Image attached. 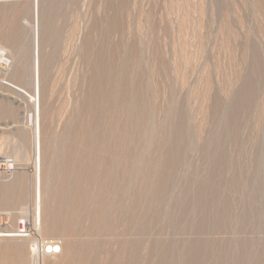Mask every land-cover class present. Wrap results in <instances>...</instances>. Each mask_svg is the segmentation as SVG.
<instances>
[{"label": "rangeland", "instance_id": "374dc122", "mask_svg": "<svg viewBox=\"0 0 264 264\" xmlns=\"http://www.w3.org/2000/svg\"><path fill=\"white\" fill-rule=\"evenodd\" d=\"M39 4L37 17L34 0H0V47L6 48V54L0 56V159H4L0 160V230L18 232L25 224L30 234L0 237V259L20 253V264H36L33 239L41 243L51 238L61 243L62 250L57 255L38 253V264H72L77 256L75 243L85 238L76 235V222L68 219L67 213L74 207L72 197L79 194V206L85 190L93 194L100 190L91 187L86 176L83 179L85 173H78L77 169L72 171L73 175L68 170L56 175L57 165L63 159L74 161L65 152L73 139L75 147L82 150L80 137L85 133L91 134V140L102 138L103 133H112L111 140H116L120 133H129L135 141L139 135H147V157L151 154L152 162L149 164L148 158L144 160L137 152L143 160L137 159L141 165H134L139 169L135 167L133 177L125 185L128 191L139 190L143 181L138 174L148 168L152 172L150 178L153 177L149 178V187L154 185L158 196L156 191L149 195L151 204L145 198L127 197L117 209L110 201L108 208L112 206L110 211L117 217L116 226L112 224L116 231H128L127 235H134L133 238L144 234L139 264H147V256L156 245L170 246L182 253L194 241L205 246L200 252L205 264H256L264 260V0H40ZM38 24L43 60V200L53 204L54 211L64 219L59 217L61 225L57 229L46 228L48 215L44 212L41 232L36 230L31 214L37 140L34 122L29 118L34 102L27 95L34 90L33 47ZM7 80L20 85L25 94L12 88ZM113 85L119 90L114 99L109 97ZM119 100L122 105L128 101L130 107L138 110L136 114L129 113L135 114L133 120ZM162 149L166 156L160 154ZM124 160L130 167L133 165ZM160 174L167 180L166 189L159 185L157 188L159 178L155 176ZM65 175L74 184L68 183ZM121 176L117 175L119 179ZM93 202L88 203L90 209L95 206ZM24 208L28 214H24ZM87 220L85 226L90 224ZM135 220L139 226H133ZM15 243L17 251L4 252V245Z\"/></svg>", "mask_w": 264, "mask_h": 264}, {"label": "bare ground", "instance_id": "6f19581e", "mask_svg": "<svg viewBox=\"0 0 264 264\" xmlns=\"http://www.w3.org/2000/svg\"><path fill=\"white\" fill-rule=\"evenodd\" d=\"M39 1L40 0H34V14L35 16L37 15V17L39 16ZM52 6V5H51ZM58 10V9H57ZM57 12V11H56ZM40 17V16H39ZM56 18V17H55ZM39 21V20H38ZM38 28H37V33L35 32L36 36H35V45H34V75H33V85H34V90H33V93H29L27 95H30V101L31 102H34V109L32 110L33 112L30 113L29 115V118L34 122V126H35V137H36V140H37V146H35L36 148V175H35V202H34V205H33V209H32V216H33V222H34V225H35V228L36 230H38L39 232H41L44 228H43V225H42V217L43 216V213L45 212L46 215H48V224L46 226V228H56L59 227V217H61L62 215L59 214V213H56L54 210V207L50 204V203H46L44 202L43 200V192H42V168H43V148H42V126H41V123H42V108H41V73L43 72V68H42V65H41V62L43 61L41 59V43H40V32H39V27H40V24H38ZM37 27V26H36ZM49 35V34H48ZM60 37V35H59ZM54 41V40H53ZM48 43V42H47ZM53 43V42H52ZM54 47V46H53ZM102 50V49H101ZM105 51V50H104ZM102 52V51H101ZM115 52V51H114ZM6 54V48L5 47H0V56L2 55H5ZM47 55V54H46ZM105 55V54H104ZM7 56V55H6ZM107 56V55H106ZM109 56V54H108ZM3 57V56H2ZM48 57V56H47ZM1 58V57H0ZM43 58V56H42ZM105 58V57H104ZM119 58V57H118ZM4 60H7V58H3ZM9 59V58H8ZM97 59V58H96ZM120 59V58H119ZM123 59V58H122ZM42 60V61H41ZM9 61V60H8ZM119 61V60H118ZM5 63V62H4ZM8 64V62H6ZM25 63V62H24ZM29 63V62H28ZM27 63V64H28ZM43 63V62H42ZM122 63V62H121ZM26 64V65H27ZM100 65V64H99ZM108 65V64H107ZM28 67V66H27ZM33 67V65H32ZM122 67V65H121ZM42 68V70H41ZM113 68V67H112ZM130 68V67H129ZM116 70V69H115ZM122 70V69H121ZM141 70V68H140ZM17 71V70H16ZM99 71V70H98ZM127 71V70H126ZM47 72V71H46ZM122 72V71H121ZM136 72V71H134ZM18 73V72H17ZM16 73V74H17ZM140 73V72H139ZM142 73V72H141ZM146 73V72H145ZM101 74V73H100ZM128 74V73H126ZM99 75V74H98ZM133 75V74H132ZM138 75V74H137ZM43 76V75H42ZM106 76V75H105ZM104 76V77H105ZM124 76V75H123ZM135 76V75H134ZM103 77V78H104ZM117 77V76H116ZM130 77H131V74H130ZM141 77V75H140ZM100 78V76H99ZM102 78V79H103ZM129 78V77H128ZM101 79V78H100ZM139 79V78H138ZM143 80V79H142ZM99 81V80H98ZM101 82V81H100ZM103 82V81H102ZM113 82V81H112ZM150 82V81H149ZM7 83H9V85L12 86V88H14L15 90H17L18 92H22L24 93V89L19 85H15V84H12L10 82H8L7 80ZM90 83V82H89ZM98 83V82H97ZM17 84V83H16ZM114 84H115V80H114ZM116 84H117V81H116ZM147 84V83H146ZM103 87V85H101ZM115 86V85H113ZM111 88L110 92H109V97L114 99V97L116 96L115 93L119 90L116 91V86L115 88ZM126 86V84H125ZM143 86V85H142ZM99 88V87H98ZM137 88V87H136ZM102 89V88H101ZM118 89V88H117ZM129 89V88H128ZM101 91V90H100ZM127 90H125L126 92ZM135 91H138V90H135ZM142 91V90H141ZM26 92V91H25ZM124 92V93H125ZM16 93V92H15ZM98 92L95 93V95L97 94ZM102 93V92H101ZM100 93V94H101ZM106 93V92H105ZM118 93V92H117ZM25 94V93H24ZM99 94V95H100ZM123 94V93H121ZM152 94V93H150ZM22 95V94H21ZM94 95V96H95ZM98 95V96H99ZM127 94H125L126 96ZM135 95V94H133ZM132 95V96H133ZM156 95V94H155ZM120 96V95H119ZM145 96V95H144ZM102 97V96H101ZM235 97V96H234ZM233 97V98H234ZM107 100H108V97H106ZM109 98V99H110ZM118 98V97H117ZM134 98V97H133ZM24 100V99H23ZM105 100V99H104ZM122 100V98H121ZM125 100V99H124ZM123 100V101H124ZM145 100V99H144ZM29 101V103H30ZM117 101V100H116ZM120 101V100H119ZM122 101V102H123ZM132 101V100H131ZM152 101V100H151ZM23 102V101H22ZM109 102V101H108ZM112 102V100H111ZM125 102V101H124ZM123 102V110L128 112V116H129V113H133L135 111H138L135 107H130L129 104H127L126 101L125 103ZM138 102V101H137ZM28 103V101H27ZM116 104V102H114ZM136 103V102H135ZM12 104V103H11ZM137 104V103H136ZM32 105V104H31ZM111 105V104H110ZM114 105V104H113ZM7 107V106H6ZM15 107V106H14ZM26 107V106H25ZM109 107V106H108ZM115 107V106H114ZM119 108V106H117ZM121 107V108H122ZM170 107V106H169ZM10 108V107H9ZM107 108V107H106ZM117 108V109H118ZM148 108V107H147ZM11 109V108H10ZM146 109V108H145ZM163 109V108H162ZM12 110V109H11ZM14 110V109H13ZM168 110V109H167ZM24 111V110H22ZM169 111V110H168ZM186 111V110H185ZM10 112V111H9ZM16 112V111H15ZM102 112V111H101ZM121 112V111H120ZM141 112V111H140ZM139 112V113H140ZM145 112V111H144ZM147 112V111H146ZM26 113V112H25ZM85 113V112H84ZM83 113V114H84ZM114 113V112H112ZM116 113V112H115ZM161 113V111H160ZM14 114V113H13ZM106 114V113H105ZM119 114V113H117ZM124 114V113H123ZM136 114V112H135ZM135 114L133 116H135ZM138 114V113H137ZM130 115L129 116V119L130 120H133V116ZM143 115V114H142ZM147 116V113L145 114ZM154 115V114H153ZM85 116V115H84ZM126 116V115H125ZM139 116V115H138ZM169 116V115H168ZM184 116V115H183ZM24 117V116H23ZM101 117V116H100ZM105 117V116H103ZM142 117V116H141ZM140 117V119H141ZM163 117V116H162ZM188 117V115H187ZM127 118V117H126ZM147 118V117H146ZM82 119V118H81ZM94 119V118H93ZM115 119V118H114ZM129 119H127L128 121H130ZM161 119V118H160ZM190 119V118H189ZM28 120V119H27ZM83 120V119H82ZM105 120V119H104ZM118 120V119H117ZM136 120V119H134ZM139 120V119H138ZM143 120V119H142ZM147 120V119H146ZM149 120V119H148ZM147 120V121H148ZM21 121V120H20ZM31 121V122H32ZM137 121V120H136ZM101 122V120L99 121ZM103 122V121H102ZM131 122V121H130ZM146 122V121H145ZM189 122V121H188ZM20 123V122H19ZM79 123V122H78ZM128 123V122H126ZM135 123V122H134ZM139 123V122H138ZM226 123V122H225ZM21 124V123H20ZM73 124V123H72ZM71 124V125H72ZM94 124V123H92ZM114 124V123H113ZM124 124V123H123ZM132 124H133V121H132ZM144 124V123H143ZM166 124V123H165ZM227 124V123H226ZM225 124V125H226ZM106 125V124H105ZM147 125V124H146ZM157 125V124H156ZM187 125V124H186ZM191 125V123H190ZM104 126V125H103ZM107 126V125H106ZM113 126V125H112ZM118 126V125H117ZM134 126V125H133ZM137 126V125H136ZM148 126V125H147ZM158 126V125H157ZM189 126V125H188ZM69 127V126H68ZM72 127V126H71ZM81 127V126H80ZM84 127V126H83ZM102 127V126H101ZM129 127V126H128ZM143 127V126H142ZM151 127V126H150ZM149 127V128H150ZM75 128V127H74ZM96 128V127H95ZM145 128V127H144ZM147 128V127H146ZM188 128V127H186ZM107 129V128H106ZM122 129V128H121ZM132 129V128H131ZM134 129V128H133ZM141 129V128H140ZM161 129V128H160ZM24 130V129H23ZM68 130V129H67ZM103 130V129H102ZM114 130V129H113ZM148 130V129H147ZM83 131V130H82ZM124 131V130H123ZM149 131V130H148ZM125 132V131H124ZM139 132V131H138ZM193 132V131H192ZM110 136H105L104 133H103V137L101 138H98L97 136V140H91V134L90 133H85L83 134L81 137H80V144H83V146H80V147H83L82 150H79L77 149V147H75V143H74V139L73 141L69 144V151L65 152V153H68L67 154V157H72L74 158V161L71 159H67L69 161H66V159H63L64 162L63 163H59L57 165V169H59V171L57 170L56 171V175L57 173H59V175L62 173H64V171H71V175H73L74 173L72 171H75L76 169V172H83L85 173L83 175V179L85 178L84 176H86L88 182L90 183L91 187L93 186L94 188H98L100 191H99V194H98V191L97 193L95 192L94 194L92 192H89L88 190L86 191H82L83 194L80 195L82 196V200H80V205L77 206V196H79V194L74 197H72V206H74L69 212L67 213L68 215V219H70L72 222H76V225L77 227H75V233L78 237H82V236H85V238L81 239L80 240H77L76 243H75V253L77 254L76 256V260L72 263V264H139V261H140V258H141V249H140V245L142 244V240H143V235H142V232L141 234H139V236L137 238H133V236L131 235H127V233H120L118 231H116L114 229V227L112 228V224H117V217L113 216L114 214H112L113 210L110 211L111 207L110 206V209L108 208V206L110 205L109 202L110 201H113V203H115V207L116 209L118 207H121L120 205L122 204V200L123 199H127V197H131V199H137V200H140V199H144L145 198V201L148 200L149 195H151L154 191H156V189L153 191V187L154 185H152L151 187H149V180L152 179L150 178L151 175H152V172L150 173V171H147V169L143 172H141L140 170V173L141 175L138 174V176H142L140 177L142 179L143 182H141L142 185H140L139 187V190H133V191H128V186L125 185V182L127 180H130L131 177H133V174H134V171H135V167L134 165L137 164V159H142L144 158V160H146L147 158V162L150 164L151 161V157L149 155V157H147L148 155V146L150 147V140L147 138V135L146 134H142V135H136L138 136V140L135 141L134 140V137L126 134V133H120L119 135L120 136H117V139L116 140H111V138L113 137L112 133H109ZM66 135V134H65ZM102 135V134H101ZM108 135V134H107ZM151 135V134H150ZM52 136V135H51ZM201 136V135H199ZM198 136V137H199ZM239 136V135H238ZM68 137V136H67ZM95 137V138H96ZM116 137V136H115ZM195 137V136H194ZM212 137V135H211ZM220 137V136H219ZM264 137V136H263ZM50 138V136H49ZM114 138V137H113ZM146 138L148 140H146ZM47 139V138H46ZM182 139V137H181ZM254 139V138H253ZM49 140V139H47ZM55 140V139H54ZM166 140V139H165ZM175 140V139H174ZM192 140V139H191ZM199 140V139H198ZM213 140V139H212ZM211 140V141H212ZM159 141V140H158ZM161 141V140H160ZM188 141V140H187ZM196 141V140H195ZM262 141V139H261ZM61 142V140H60ZM76 142H79V141H76ZM180 142V141H179ZM205 142V140H204ZM219 142V141H218ZM255 142V141H253ZM46 143V142H45ZM44 143V145H45ZM55 143V142H54ZM152 143V142H151ZM189 143V142H188ZM209 143H211L209 141ZM50 144V142H49ZM77 144V143H76ZM179 144V143H178ZM54 145V144H53ZM56 145V144H55ZM62 145V144H61ZM85 145V146H84ZM180 145V144H179ZM188 145V144H187ZM196 145V144H195ZM204 145V144H203ZM246 145V144H245ZM263 145V144H262ZM50 145H48L49 147ZM58 146V145H57ZM56 146V147H57ZM66 146V145H65ZM77 146V145H76ZM190 146V145H189ZM211 146V145H210ZM221 146V145H220ZM55 147V148H56ZM68 147V145H67ZM140 147V148H139ZM199 147V146H198ZM219 147V146H218ZM241 147V146H240ZM252 147V146H251ZM47 148V146H46ZM45 148V149H46ZM51 148V147H50ZM54 148V147H53ZM59 148V147H58ZM208 148V146H207ZM198 149V148H197ZM68 150V149H66ZM178 150V148H177ZM264 150V149H263ZM56 151V150H55ZM54 151V152H55ZM163 149L161 150L160 154L163 153L162 155H164L165 152H162ZM261 151V150H260ZM53 152V153H54ZM136 152V153H135ZM141 153L140 155H142L143 158H139V156L137 157V154L138 153ZM198 152V151H197ZM204 152V151H203ZM218 152V150H217ZM105 153V154H104ZM217 154V153H216ZM220 154V153H219ZM139 155V154H138ZM167 154H165L164 156H166ZM206 155V154H205ZM245 155V154H244ZM64 156V155H63ZM74 156V157H73ZM155 156V154H154ZM161 156V155H159ZM159 156L158 159H159ZM185 156V155H184ZM262 156V155H261ZM263 157V156H262ZM153 158V157H152ZM156 158V157H155ZM161 158V157H160ZM165 158V157H164ZM212 158V157H211ZM124 159L126 160H130L131 162V167L130 165H127L125 164V161ZM162 159V158H161ZM219 159V158H218ZM232 159V158H231ZM1 161H3L2 159H0ZM62 160V159H61ZM122 160H124L125 162H122ZM166 160V159H165ZM170 160V158L168 159ZM167 160V162H168ZM204 160V159H203ZM53 161V160H52ZM58 161V160H57ZM173 161V160H172ZM254 161V160H253ZM143 162V161H142ZM147 162H145V164L148 166ZM161 162V160H160ZM175 162V161H174ZM180 162V161H179ZM208 162V161H207ZM262 162V161H261ZM8 163V161H7ZM125 164V165H122V164ZM129 163V164H130ZM144 163V162H143ZM153 163H156V162H153ZM158 163V161H157ZM156 163V164H157ZM162 163V162H161ZM173 163V162H172ZM223 163V162H222ZM250 163V162H249ZM50 164V163H49ZM53 164V163H52ZM103 164L105 167H108L110 166V168H105L103 169V167H101ZM138 164H140L138 162ZM206 164V163H205ZM208 164V163H207ZM8 165V164H7ZM141 165V164H140ZM159 165V164H158ZM233 165V163H232ZM9 166V165H8ZM123 166V167H122ZM138 166V165H137ZM180 166V165H179ZM229 166V165H228ZM261 166V165H260ZM100 167V168H99ZM112 167V168H111ZM115 167V168H114ZM117 167V169H116ZM151 167V166H149ZM239 167V165H238ZM102 168V169H101ZM137 169H139L138 167H136ZM153 168H154V165H153ZM225 168V166H224ZM234 168V167H233ZM13 169V168H12ZM49 169V168H48ZM122 169V170H121ZM141 169H142V166H141ZM163 169V168H162ZM174 169V168H173ZM244 169V168H242ZM121 170V171H120ZM149 170V169H148ZM154 170V169H153ZM115 171L116 173L114 174ZM163 171V170H162ZM201 171V170H200ZM209 171V170H208ZM212 171V170H211ZM240 171V170H239ZM139 172V171H138ZM155 172H156V169H155ZM160 172V171H159ZM198 172V170H197ZM204 172V171H203ZM250 172V171H248ZM154 173V171H153ZM177 173V172H176ZM180 173V172H179ZM199 173V172H198ZM218 173V172H217ZM121 174L122 178L119 179V177H117V175ZM137 174V172L135 173ZM157 174V173H156ZM162 174V172H161ZM160 174V176H155V178L157 179V177L159 178V182L157 185V188H158V185L159 187L165 188V185H166V178L165 177H162V175ZM178 174V173H177ZM196 174V173H195ZM202 174V173H201ZM249 174V173H248ZM172 175V174H171ZM205 175V174H204ZM218 175V174H217ZM224 175V174H223ZM247 175V174H245ZM263 175V174H262ZM66 178L68 175H65ZM76 176V175H75ZM166 176V175H165ZM19 177V176H18ZM52 177V176H51ZM60 177V176H58ZM137 177V175L135 176V178ZM167 177V176H166ZM174 177V176H173ZM248 177V175H247ZM55 178V177H54ZM62 178V176H61ZM150 178V179H149ZM196 178V177H195ZM68 179V178H67ZM77 179V178H76ZM133 179V178H132ZM131 179V180H132ZM174 179V178H172ZM247 179V178H246ZM63 180V179H62ZM66 180V179H65ZM135 180V179H134ZM199 180V178L197 179V181ZM205 180V179H204ZM217 180V179H216ZM69 181V179L67 180V182ZM77 181V180H76ZM79 181V180H78ZM152 181V180H151ZM154 182L156 180H153ZM175 181V180H174ZM44 182V181H43ZM58 182V181H57ZM138 182V181H137ZM157 182V181H156ZM176 182V181H175ZM221 182V181H220ZM226 182V181H225ZM252 182V181H251ZM254 182V181H253ZM63 183V182H62ZM68 183H72V180ZM67 183V185H69ZM77 183V182H75ZM128 184H130V182H127ZM140 183V182H139ZM151 183V182H150ZM173 183V182H172ZM178 183V182H177ZM197 183V182H196ZM219 183V182H218ZM242 183V182H241ZM18 184V183H17ZM61 184V183H60ZM74 184V182L72 183ZM71 184V185H72ZM153 184V183H152ZM204 184V183H203ZM253 184V183H252ZM11 185V184H10ZM63 185V184H62ZM69 185V186H71ZM88 185V186H90ZM131 185L132 184V181H131ZM161 185V186H160ZM233 185V184H232ZM242 185V184H241ZM4 186V185H3ZM55 186V185H54ZM84 186V185H82ZM137 186V185H136ZM186 186V185H185ZM236 186V185H235ZM56 190H57V184H56ZM62 187V186H61ZM89 187V188H91ZM155 187V186H154ZM167 187V186H166ZM175 187V186H174ZM201 187V186H200ZM233 187V186H232ZM246 187H247V184H246ZM71 188V187H69ZM223 188V187H221ZM235 188V187H234ZM252 188V187H251ZM264 188V187H263ZM8 189V188H7ZM160 189V188H159ZM163 189V191H164ZM176 189V187H175ZM224 189V188H223ZM226 189V188H225ZM255 189V188H254ZM132 190V189H130ZM158 190V189H157ZM172 190V189H171ZM174 190V188H173ZM263 190V189H262ZM11 191V190H10ZM51 191V190H50ZM67 191V190H66ZM76 191V190H75ZM94 191V189H93ZM96 191V190H95ZM160 191V190H159ZM162 191V190H161ZM160 191V192H161ZM210 191V190H209ZM241 191V190H240ZM54 192V193H55ZM70 192V191H69ZM158 191H156L157 193ZM159 192V193H160ZM172 192V191H171ZM194 192V191H193ZM204 192V191H203ZM211 192V191H210ZM224 192V191H223ZM229 192V191H228ZM62 193V192H61ZM163 192H161V195H162ZM188 193V192H186ZM205 193V192H204ZM234 193V191H233ZM243 193H245L243 191ZM263 193V192H262ZM261 193V194H262ZM5 194V193H4ZM45 194V193H44ZM67 194V193H66ZM70 194V193H69ZM80 194H81V191H80ZM242 194V193H241ZM247 194V193H246ZM54 195V194H53ZM74 195V194H73ZM164 195V193H163ZM178 195V194H177ZM180 195V194H179ZM243 195V194H242ZM252 195V194H251ZM157 196H158V193H157ZM170 196V195H169ZM195 196V194H194ZM262 196V195H261ZM263 196H264V193H263ZM6 197V196H5ZM54 197V196H53ZM154 197V195H153ZM160 197V195H159ZM158 197V198H159ZM162 197V196H161ZM183 197V196H182ZM245 197V196H244ZM249 197V196H248ZM234 198V197H233ZM236 198V197H235ZM61 199V198H60ZM135 199V200H136ZM154 199V198H153ZM152 199V200H153ZM182 199V198H181ZM202 199V198H201ZM222 199V198H221ZM156 200V198H155ZM195 200V199H194ZM200 200V199H199ZM227 200V199H226ZM259 200V199H258ZM75 201V202H73ZM89 201L93 202V204H95L94 207H92L91 209L89 208L90 206H88V203ZM124 201V200H123ZM130 201V200H129ZM144 200H142V206L144 205L145 203ZM168 201H169V198H168ZM233 201V200H232ZM260 201V200H259ZM258 201V202H259ZM132 202V201H131ZM136 202V201H135ZM139 202V201H138ZM148 202H150L148 200ZM172 202V201H171ZM243 202H244V198H243ZM79 203V202H78ZM111 203V202H110ZM147 203V202H146ZM156 203V201H155ZM241 203V202H240ZM64 204V203H63ZM66 204V203H65ZM92 204V203H91ZM133 204V203H132ZM141 204V203H140ZM151 204V202H150ZM69 205V204H68ZM112 205V204H111ZM139 205V203H138ZM146 205V204H145ZM160 205V204H159ZM195 205V204H194ZM219 205V204H218ZM232 205V204H231ZM244 205V204H242ZM71 206V205H70ZM77 206V207H76ZM92 206V205H91ZM129 206V205H128ZM130 206H131V203H130ZM133 206V205H132ZM141 206V207H142ZM236 206V205H235ZM114 207V208H115ZM137 206H135L136 208ZM139 207V206H138ZM147 207V205H146ZM146 207H143V209L145 208L146 210ZM182 207V206H181ZM201 207V206H200ZM237 207H238V204H237ZM66 208V206H65ZM70 208V207H69ZM107 208L109 209V211L107 210ZM132 208V207H130ZM134 208V209H135ZM150 208V206H149ZM233 208V207H232ZM250 208V207H249ZM262 208V207H260ZM259 208V209H260ZM264 208V207H263ZM121 209V208H120ZM119 209V211H120ZM137 209V208H136ZM142 209V208H141ZM192 209V208H191ZM204 209V208H203ZM27 208H24V214L27 213ZM150 209H148L149 211ZM237 210H239L237 208ZM125 211V209H124ZM123 211V212H124ZM130 211V209H129ZM132 211V210H131ZM195 211V210H194ZM226 211V210H225ZM233 211V210H232ZM259 211V210H258ZM262 211V210H261ZM117 211L115 210V213ZM134 212V210H133ZM136 212V211H135ZM141 212V210H140ZM139 212V213H140ZM142 212H146L144 210H142ZM168 212V211H167ZM237 212V211H236ZM61 213V212H60ZM128 213V212H127ZM148 213V212H147ZM166 213V212H164ZM191 213V211H190ZM28 214V213H27ZM120 214V213H119ZM123 214V213H122ZM143 215V213H141ZM141 214H140V217H141ZM238 214V213H237ZM241 215V213H239ZM117 215V214H115ZM169 215V214H168ZM178 215V214H177ZM235 215V214H234ZM65 217H67L66 215H64ZM133 216V215H132ZM136 216V215H135ZM134 216V217H135ZM138 216V215H137ZM147 216V215H146ZM224 216V213L222 214V217ZM237 216V215H236ZM46 217V216H45ZM122 217V216H121ZM143 219L145 218V216H142ZM176 217V216H175ZM197 217V216H196ZM199 217V216H198ZM263 217V216H262ZM85 218H87L89 220V225H84V220ZM124 218V216H123ZM153 218V217H152ZM62 219H63V216H62ZM66 219V218H65ZM120 219V218H119ZM122 219V218H121ZM127 219V218H126ZM125 219V220H126ZM130 219V217H129ZM139 219V218H138ZM143 219L141 220L143 222ZM146 219V218H145ZM144 219V220H145ZM174 219V218H173ZM188 219V218H187ZM234 219V218H233ZM22 220V219H21ZM20 220V222H22ZM24 220V219H23ZM64 220V219H63ZM69 220V221H70ZM87 220V222H88ZM131 220H132V217H131ZM147 220V219H146ZM177 220V219H176ZM230 220V219H229ZM232 220V218H231ZM236 220V219H235ZM39 221V222H38ZM66 221V220H65ZM70 221V223H71ZM130 221V220H129ZM134 221V220H133ZM180 221V220H179ZM189 221V220H188ZM238 221H239V217H238ZM58 222V223H57ZM61 222V221H60ZM120 222V220H119ZM123 222V221H121ZM128 222V221H127ZM132 222V221H131ZM140 222V221H139ZM141 222V223H142ZM146 222V221H145ZM185 222V221H184ZM225 222V221H224ZM228 222V221H227ZM237 222V221H236ZM242 222V221H241ZM39 223V224H38ZM64 223V222H63ZM62 223V224H63ZM134 223V224H133ZM133 226L134 225H138L137 224V221L135 220V222H133ZM136 223V224H135ZM147 223V222H146ZM65 224V223H64ZM123 224V223H122ZM149 224V223H147ZM189 224V223H188ZM232 224V222H231ZM229 224V225H231ZM237 225V223H235ZM250 224V222H249ZM248 224V225H249ZM61 225V224H60ZM74 225V226H76ZM124 225L125 222H124ZM145 225V224H144ZM228 225V224H227ZM63 226V225H62ZM73 226V228H74ZM116 226V225H114ZM118 226V225H117ZM122 226V225H121ZM131 226V225H130ZM133 226H132V229H133ZM139 226V225H138ZM142 227V225H140ZM181 226V225H180ZM232 226V225H231ZM230 226V227H231ZM137 227V226H136ZM140 227V228H141ZM152 227V226H151ZM165 227V226H164ZM226 227V226H225ZM112 228V229H111ZM117 228V227H115ZM124 228V226H123ZM145 228V227H143ZM182 228V227H181ZM227 228V227H226ZM51 229V230H52ZM114 229V230H113ZM137 229V228H136ZM177 228H175L176 230ZM214 229V228H213ZM232 229V228H231ZM236 229V227H235ZM248 229V227H247ZM140 230V229H139ZM138 230V231H139ZM202 230V229H201ZM228 230V229H227ZM246 230V229H245ZM74 231V229H73ZM122 231V230H121ZM137 231V230H136ZM141 231V230H140ZM193 231V230H192ZM221 231V230H220ZM233 231V230H232ZM231 231V232H232ZM236 231V230H235ZM69 232V231H68ZM132 232V230H131ZM188 232V231H187ZM203 232V231H202ZM208 232V231H207ZM135 233V232H134ZM145 233V232H143ZM233 233V232H232ZM237 233V232H236ZM131 234V233H130ZM138 234V232H137ZM185 234V233H184ZM235 234V233H233ZM190 235V234H189ZM212 235V234H211ZM210 235V236H211ZM228 235V234H227ZM255 235V234H254ZM15 236H20L19 234V230L18 232H13L12 230H0V237H15ZM154 236V235H153ZM186 236V235H185ZM203 236V235H202ZM206 236V235H205ZM208 236V234H207ZM230 236V235H229ZM174 237V236H173ZM233 237V236H232ZM231 237V238H232ZM146 238V237H145ZM187 238V237H186ZM220 238H221V235H220ZM33 239V238H32ZM51 239V238H50ZM43 240L41 243L37 240H34V244H33V254H34V259H35V263L38 264V251H40V248H42L44 250V252H48L51 247L53 246V243L55 242V240ZM79 239V238H78ZM183 239V238H181ZM188 239V238H187ZM195 240V239H194ZM228 240V239H227ZM236 240V239H235ZM259 240V239H258ZM208 241V240H207ZM206 241V242H207ZM216 241V240H215ZM230 241V240H229ZM159 242V241H158ZM167 242V241H166ZM176 242V241H175ZM174 242V244H176ZM183 242V241H182ZM214 242V241H213ZM219 242V241H217ZM236 241H234L235 243ZM147 243V241H146ZM149 243V242H148ZM154 243V242H153ZM157 243V242H156ZM163 243V242H161ZM192 243V242H191ZM222 243V242H220ZM242 243V242H241ZM9 244V243H8ZM17 244V243H15ZM164 244V243H163ZM173 244V245H174ZM178 244V243H177ZM176 244V245H177ZM233 244V243H232ZM246 244V243H244ZM252 244V243H251ZM72 245V244H71ZM166 245V244H165ZM172 245V247H174ZM187 245H190V244H187ZM224 245V244H223ZM230 245V244H229ZM21 246V245H20ZM32 246V245H31ZM143 246H145L143 244ZM185 246V245H183ZM218 246V245H217ZM221 246V245H220ZM219 246V247H220ZM225 246V245H224ZM242 246V245H241ZM240 246V247H241ZM246 246V245H245ZM250 246V245H249ZM189 248H186L187 250H184L183 248V251L182 253L181 252H176L175 249L171 248L170 246H162V247H159L157 248V245H156V248L153 247V250L150 252V255L147 256L148 259H147V264H205L203 261H202V257H200V252H202V249L203 247H205L204 245H202L199 241H194L192 243L191 246H188ZM207 247V246H206ZM210 247V246H209ZM212 247V246H211ZM219 247H217L219 249ZM238 247V246H237ZM1 248V247H0ZM4 248H5V251H12V250H15L17 251V248H18V244L17 245H10V246H5L4 245ZM21 248V247H20ZM32 248V247H31ZM143 248V247H142ZM185 248V247H184ZM221 248V247H220ZM228 248V247H226ZM60 249L62 250V247H60ZM178 249V248H177ZM181 249V248H180ZM181 249V250H182ZM208 249V247L206 248ZM205 249V251H206ZM216 250V249H215ZM222 250V249H221ZM20 251V250H19ZM204 251V253H205ZM225 251V250H224ZM227 251V250H226ZM144 252V250H143ZM234 252V251H232ZM245 252V251H244ZM251 252V251H250ZM253 252V251H252ZM248 253V252H247ZM147 254V253H146ZM213 254V253H212ZM222 254V253H221ZM242 254V252L240 253V255ZM18 255V254H17ZM17 255H13L12 258L10 259H7V257L5 259H0V264H20L17 259L20 258V253H19V258L17 257ZM44 255H47V254H44ZM52 255V254H51ZM143 255V254H142ZM179 255H182L180 259ZM250 255V254H249ZM264 255V254H263ZM206 256V255H205ZM209 257V256H208ZM262 256L259 257V259L261 258ZM9 258V257H8ZM146 258V257H145ZM207 258V257H206ZM205 258V259H206ZM226 258V257H225ZM245 258H246V255H245ZM179 259V261H178ZM219 259V258H218ZM142 260V259H141ZM243 260V259H242ZM246 260V259H245ZM218 261V260H217ZM248 261V260H247ZM254 261V260H253ZM238 262V261H237ZM232 263V262H231ZM144 264V263H142ZM208 264V263H207ZM233 264V263H232ZM247 264V263H246ZM249 264V263H248ZM251 264V262H250ZM256 264H264V260H260L259 262H257Z\"/></svg>", "mask_w": 264, "mask_h": 264}, {"label": "built area", "instance_id": "2783aa9c", "mask_svg": "<svg viewBox=\"0 0 264 264\" xmlns=\"http://www.w3.org/2000/svg\"><path fill=\"white\" fill-rule=\"evenodd\" d=\"M19 234H20V236H28V235H30L29 234V227L27 225H25V224L22 227H19ZM60 247H61V243L58 242V241H55L53 243V246L51 247V249L48 252H44L43 249H40L41 252L40 251H38V252H39L40 255H44V254L57 255L58 253L61 252Z\"/></svg>", "mask_w": 264, "mask_h": 264}]
</instances>
